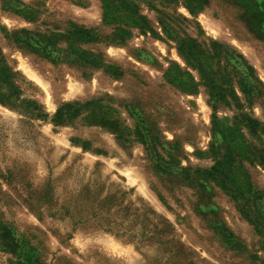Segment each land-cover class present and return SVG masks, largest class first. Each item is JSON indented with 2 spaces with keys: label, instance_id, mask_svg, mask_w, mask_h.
Masks as SVG:
<instances>
[{
  "label": "rangeland",
  "instance_id": "1",
  "mask_svg": "<svg viewBox=\"0 0 264 264\" xmlns=\"http://www.w3.org/2000/svg\"><path fill=\"white\" fill-rule=\"evenodd\" d=\"M4 78L0 264H264V0H0Z\"/></svg>",
  "mask_w": 264,
  "mask_h": 264
},
{
  "label": "trees",
  "instance_id": "2",
  "mask_svg": "<svg viewBox=\"0 0 264 264\" xmlns=\"http://www.w3.org/2000/svg\"><path fill=\"white\" fill-rule=\"evenodd\" d=\"M188 1L191 2V0H188ZM202 2H204V0H202ZM125 5L128 9H131V10L135 9V5L132 2H125ZM188 7L192 12H194L196 9V7L192 5V3H189ZM77 33L79 35L86 36L89 38L95 37L93 33L84 31V30H77ZM179 48L183 52V54L187 57L188 61L190 62L197 61L196 52H195V48H196L195 40H182L180 42ZM212 48L214 49V51H216L215 52L216 55L220 56L224 50V45L222 43L214 41L212 43ZM224 51L228 53V50H224ZM236 55L239 56L244 61L248 69L251 68V66L247 64V61L244 59L242 54L236 53ZM198 69L200 70L202 74V78L204 79L208 87L210 88V95H211L212 100L214 101L213 108L216 110L217 102H221V101L224 102L226 100L227 95H228L227 89L223 88V86L220 87L217 84V82L212 78L211 73L207 71L202 65H198ZM4 79L6 80L5 82L7 83V91L3 92L4 89L0 86V99L4 101H8L10 100V98L12 99L14 96H16V94H18V89L7 78H4ZM220 80L222 84H225V85L228 84L229 82V78L226 77L225 75H221ZM240 83H241L243 91L245 93H250V89L247 87V84H245L244 76L241 79ZM84 107L85 105L76 106L75 104H67L65 106H62L61 108H59L58 112L56 113L54 120L59 123L62 122L64 110H67L71 114L77 115ZM214 118H216V116H214ZM3 227H4L3 233L5 237L6 246L13 252H18L19 243L15 239V236L13 235L12 231L7 226L4 225Z\"/></svg>",
  "mask_w": 264,
  "mask_h": 264
}]
</instances>
